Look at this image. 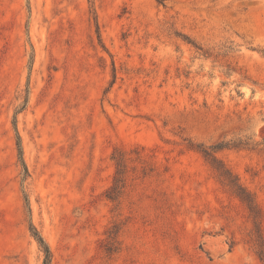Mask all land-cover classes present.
<instances>
[{
  "label": "rangeland",
  "instance_id": "obj_1",
  "mask_svg": "<svg viewBox=\"0 0 264 264\" xmlns=\"http://www.w3.org/2000/svg\"><path fill=\"white\" fill-rule=\"evenodd\" d=\"M35 233L48 264H264V0H0V264H45Z\"/></svg>",
  "mask_w": 264,
  "mask_h": 264
},
{
  "label": "trees",
  "instance_id": "obj_2",
  "mask_svg": "<svg viewBox=\"0 0 264 264\" xmlns=\"http://www.w3.org/2000/svg\"><path fill=\"white\" fill-rule=\"evenodd\" d=\"M206 155L210 156V153L205 152ZM223 176L228 179L231 180V174L229 173V171L224 170L223 171ZM121 189H123V168H120L117 172V176L115 178V185L113 187V195L110 196L109 198L112 200H115L117 198V196H119V194L121 193ZM35 236L38 239V242L40 243V245L44 248L45 251V264H48L51 258V252L49 250V248L47 247V245L45 244L44 240L42 239V237L38 234L35 233Z\"/></svg>",
  "mask_w": 264,
  "mask_h": 264
}]
</instances>
